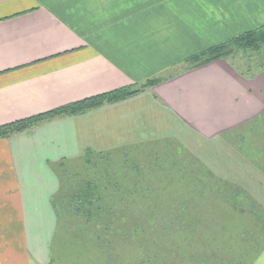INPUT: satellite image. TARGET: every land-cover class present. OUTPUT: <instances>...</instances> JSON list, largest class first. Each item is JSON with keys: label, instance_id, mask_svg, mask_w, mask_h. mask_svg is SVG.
I'll return each instance as SVG.
<instances>
[{"label": "crops", "instance_id": "1", "mask_svg": "<svg viewBox=\"0 0 264 264\" xmlns=\"http://www.w3.org/2000/svg\"><path fill=\"white\" fill-rule=\"evenodd\" d=\"M262 24L264 0H0V125L161 77L0 137V264H49L55 166L87 151L174 143L264 221V69L183 62Z\"/></svg>", "mask_w": 264, "mask_h": 264}, {"label": "rangeland", "instance_id": "2", "mask_svg": "<svg viewBox=\"0 0 264 264\" xmlns=\"http://www.w3.org/2000/svg\"><path fill=\"white\" fill-rule=\"evenodd\" d=\"M229 58L244 71L264 69L260 49H238ZM177 147L170 142L146 145L104 158L91 156L89 165L82 158L58 169L60 187H66L71 175L92 178L107 165L105 181L109 187L119 186L125 197L114 205L115 228L109 236L95 235L58 201L49 264H264L261 209L204 173ZM175 201L184 210L170 223L178 226L179 218L182 229L168 227L157 233L145 226L164 223L168 206ZM262 250L261 256H254Z\"/></svg>", "mask_w": 264, "mask_h": 264}, {"label": "trees", "instance_id": "3", "mask_svg": "<svg viewBox=\"0 0 264 264\" xmlns=\"http://www.w3.org/2000/svg\"><path fill=\"white\" fill-rule=\"evenodd\" d=\"M238 49L243 51L246 49H251L252 51L260 49L264 51V24L251 30H247L224 42L211 46L199 53L190 55L183 59V62L188 65V67H195L216 59H231L229 58L230 55L236 53V50ZM232 64L235 65L234 62ZM235 66L237 69L242 70L237 65ZM246 72L250 71L248 70ZM159 80H161V77H153L140 84L120 87L62 105L49 111L0 125V137H8L23 130L40 125L55 117L79 114L103 105L127 99L135 94H138L146 87L158 82ZM108 154L110 153H95L87 151L83 159H81L84 163H88L86 165H89L91 156L97 155L98 158H104ZM64 165L65 162L61 161L55 166L58 175L62 173L59 170L62 169ZM107 168L109 167L106 165L103 170L94 172L95 174L92 178H83L80 177V174L76 173L71 175V180H68V185L66 187L59 186L58 191L52 197V204L55 209L56 218L58 217L57 203L60 201L61 206L63 208H67L66 210L70 213V215L74 217L76 216L78 220H82L84 222H82V224L90 226L91 231L95 235L99 236L100 232L108 235V232H112L115 228L113 225L115 223L112 222L115 219L113 212L117 210L113 209L114 205L116 202L123 203L125 195L121 194L122 191L119 186L116 188L109 187V181H105L104 178V173ZM134 188L135 187H133V189ZM126 189L133 190L132 188ZM110 191L111 193H109ZM130 193L131 192L128 194ZM240 196L247 197V195L243 192H241ZM182 206V203L179 204L177 201L171 203L166 211L167 218L163 220L164 223H152V226L147 223L145 226H147L150 230H156L157 233L165 232L168 227L182 229L180 226L184 225V223L179 218L178 226L174 225V223H170L171 217H178V215H180V211L184 210V207ZM115 215L117 216L118 214Z\"/></svg>", "mask_w": 264, "mask_h": 264}]
</instances>
